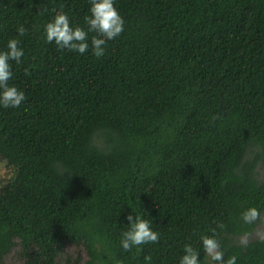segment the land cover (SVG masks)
Returning a JSON list of instances; mask_svg holds the SVG:
<instances>
[{"label": "trees", "instance_id": "1", "mask_svg": "<svg viewBox=\"0 0 264 264\" xmlns=\"http://www.w3.org/2000/svg\"><path fill=\"white\" fill-rule=\"evenodd\" d=\"M115 4L124 30L96 58L43 35L61 6L83 25L86 0H0V46L27 29L10 81L26 100L0 108L13 172L0 184V264H177L213 228L237 264H264V243L233 242L256 222L242 208L264 211V0ZM131 210L160 239L125 252ZM70 245L85 257H66Z\"/></svg>", "mask_w": 264, "mask_h": 264}, {"label": "clouds", "instance_id": "2", "mask_svg": "<svg viewBox=\"0 0 264 264\" xmlns=\"http://www.w3.org/2000/svg\"><path fill=\"white\" fill-rule=\"evenodd\" d=\"M88 8L83 14V25L70 17L63 7L55 9L43 25L44 40L55 43L57 48L84 54L90 51L96 58L106 54L107 41L118 37L124 30L125 21L118 11L115 0H86ZM27 29L23 24L16 26L17 36H23ZM17 36L7 38L0 46V108H19L26 100L25 92L15 83L13 78V64L22 63L25 50ZM27 72V69H25ZM260 209L254 205L243 207L240 218L246 224H251L260 217ZM146 210L143 212H126L124 220L126 227L119 233V246L129 252L133 248L140 250V246L149 242L155 243L160 234L152 227V219ZM149 217V216H148ZM223 227V225H219ZM264 240V234H258ZM200 247H194L188 241L182 244L177 264H202V257L206 256V264H237L236 255H225V250L217 238L216 229H209L197 236ZM246 244L247 241H242ZM200 249L203 256L198 259ZM145 264H152V257H143Z\"/></svg>", "mask_w": 264, "mask_h": 264}, {"label": "rangeland", "instance_id": "3", "mask_svg": "<svg viewBox=\"0 0 264 264\" xmlns=\"http://www.w3.org/2000/svg\"><path fill=\"white\" fill-rule=\"evenodd\" d=\"M13 174L12 168L6 165V162L2 159H0V184L4 182L6 179H8ZM258 234H264V211L260 213V217L256 220L253 231L244 236H236L233 238L234 244L247 246L249 248H252L256 245H262L264 243V240H261L259 238ZM247 241L246 244L242 243V241ZM232 242V241H231ZM67 252H68V258L74 257L76 254L81 255L84 258L85 255L81 248L75 247L74 245L67 246ZM65 256V254H63ZM4 264H18L15 262L11 257H6Z\"/></svg>", "mask_w": 264, "mask_h": 264}]
</instances>
